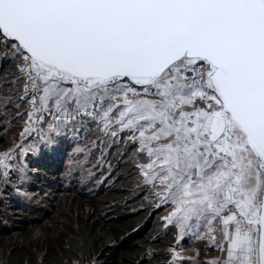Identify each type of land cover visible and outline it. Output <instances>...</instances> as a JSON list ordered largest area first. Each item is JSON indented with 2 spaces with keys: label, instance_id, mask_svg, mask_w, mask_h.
I'll list each match as a JSON object with an SVG mask.
<instances>
[{
  "label": "snow or ice",
  "instance_id": "1",
  "mask_svg": "<svg viewBox=\"0 0 264 264\" xmlns=\"http://www.w3.org/2000/svg\"><path fill=\"white\" fill-rule=\"evenodd\" d=\"M0 62L19 89L0 100V131L20 122L0 193L28 196L29 157L95 126L91 167L115 182L108 157L131 159L139 210L173 233L166 264H184L185 240L218 253L189 264H264V0H0ZM45 231L27 249L17 235L0 264H100L38 251Z\"/></svg>",
  "mask_w": 264,
  "mask_h": 264
},
{
  "label": "trees",
  "instance_id": "2",
  "mask_svg": "<svg viewBox=\"0 0 264 264\" xmlns=\"http://www.w3.org/2000/svg\"><path fill=\"white\" fill-rule=\"evenodd\" d=\"M8 65L0 62V76L3 77L0 80V100H3L2 88L6 87V90L13 84L8 83L12 79L11 73L6 72ZM4 142V131H0V146ZM70 148L67 146L50 154L45 152L39 159L31 161L37 166L36 180L51 183L46 184L51 187L46 198L48 211L31 217L25 206L12 204L10 211L19 216L18 221L12 226H0V250L18 243L17 235L23 236L27 249L34 229L44 226L46 231L39 240L38 251L46 247L50 255L58 257L61 251H65L71 256L83 248L86 253L97 254L100 264H138L144 251L151 248L155 255L151 260H143L142 264H166L173 233L164 235V230L159 227V216L164 212L148 215L139 210L141 200L136 196L139 189L135 185L137 181L130 161L108 157L118 165L120 178L115 182H105L92 189L76 184L65 186L64 176H61ZM112 151L115 152V148ZM53 181H56L55 186ZM26 255L35 260V253L25 250L14 253L12 259L23 260Z\"/></svg>",
  "mask_w": 264,
  "mask_h": 264
},
{
  "label": "rangeland",
  "instance_id": "3",
  "mask_svg": "<svg viewBox=\"0 0 264 264\" xmlns=\"http://www.w3.org/2000/svg\"><path fill=\"white\" fill-rule=\"evenodd\" d=\"M12 71L13 69L10 68V65H8V70L6 72L10 74L12 73ZM2 78L3 77L0 76V80H3ZM5 88L6 87L2 88L1 99H14L17 93L19 92V89L15 83L12 84V87H8L6 90ZM17 110L18 109L16 108L9 109V115H14L15 111ZM3 123L7 124V131L4 132L5 142L2 146H0V148L10 146L12 144L13 133L17 132L20 126L19 121L13 124L5 120L3 121ZM85 127L87 131H81L79 136L75 137V139H68L62 141L58 147V149H63L67 146L71 147L69 151L67 149V157L65 161L66 167L61 177L64 176V179H62V181L64 182L65 186L76 184L81 188L92 189L93 187H98L102 184L100 178V172L102 171V169H94L91 167L92 164L96 163L99 156V153L97 151L99 145L93 146L91 141L96 140L97 137L100 136V132L95 128V126L89 125ZM89 128H92L91 132L89 131ZM77 146L86 149L88 152L95 153V155H92L91 158L88 159L87 152L84 155H81L80 153L74 151ZM42 155L43 154H41V156ZM41 156L33 155L29 157V164L31 168L29 175L31 179L30 181L24 184L22 189L23 191L29 194L28 196L18 195L16 192L13 191L12 188H8L6 192L0 193V220L7 221L6 224H0V226H12L13 224H15L16 221H18L19 216L16 215L14 212L10 211L12 204L25 206L28 209L31 217H34L37 214L42 215L44 210L48 211L49 202L46 200V198L51 193V187L46 184L51 183H49L48 181H44L45 184L42 183L43 181L38 182L34 176V174L38 172L37 166H35L34 162L31 163V161L39 159ZM125 159H127L131 163V159ZM73 161L83 162V166L80 167L77 163H73ZM69 168L75 169L74 174L72 176L68 175ZM52 183L53 186L56 185V181H53ZM136 184L137 183H135V185ZM182 243L184 250L181 252V256L184 259V264H189L190 259L196 261H207L210 257L218 254L214 250H206L203 247L201 241L185 240ZM197 248H199V256L196 255Z\"/></svg>",
  "mask_w": 264,
  "mask_h": 264
}]
</instances>
